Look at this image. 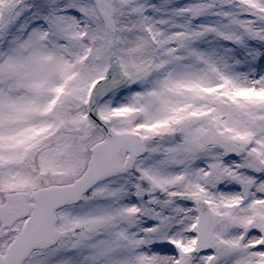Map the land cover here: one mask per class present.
<instances>
[{
  "label": "snow or ice",
  "instance_id": "snow-or-ice-1",
  "mask_svg": "<svg viewBox=\"0 0 264 264\" xmlns=\"http://www.w3.org/2000/svg\"><path fill=\"white\" fill-rule=\"evenodd\" d=\"M0 264H264V0H0Z\"/></svg>",
  "mask_w": 264,
  "mask_h": 264
}]
</instances>
